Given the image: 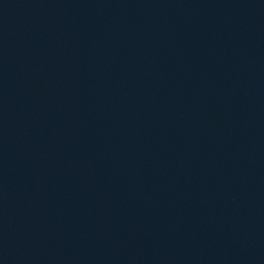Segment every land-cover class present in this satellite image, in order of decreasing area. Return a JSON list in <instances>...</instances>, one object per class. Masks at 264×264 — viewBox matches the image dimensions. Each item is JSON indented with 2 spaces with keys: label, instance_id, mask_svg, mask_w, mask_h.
<instances>
[{
  "label": "water",
  "instance_id": "1",
  "mask_svg": "<svg viewBox=\"0 0 264 264\" xmlns=\"http://www.w3.org/2000/svg\"><path fill=\"white\" fill-rule=\"evenodd\" d=\"M0 264H264V0H0Z\"/></svg>",
  "mask_w": 264,
  "mask_h": 264
}]
</instances>
